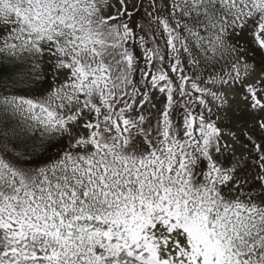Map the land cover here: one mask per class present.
<instances>
[{
  "label": "snow or ice",
  "instance_id": "snow-or-ice-1",
  "mask_svg": "<svg viewBox=\"0 0 264 264\" xmlns=\"http://www.w3.org/2000/svg\"><path fill=\"white\" fill-rule=\"evenodd\" d=\"M0 264H264V0H0Z\"/></svg>",
  "mask_w": 264,
  "mask_h": 264
}]
</instances>
